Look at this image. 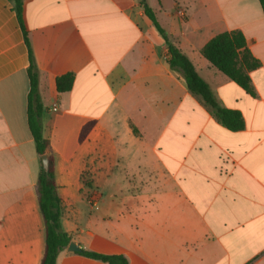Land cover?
Segmentation results:
<instances>
[{
	"label": "crops",
	"instance_id": "obj_1",
	"mask_svg": "<svg viewBox=\"0 0 264 264\" xmlns=\"http://www.w3.org/2000/svg\"><path fill=\"white\" fill-rule=\"evenodd\" d=\"M147 1L219 104L240 111L245 126L227 129L188 91L139 0H24L62 229L79 250L127 264H264L261 1ZM233 30L261 63L249 73L253 94L201 54L210 39ZM29 66L13 3L0 0V264H40L45 250ZM66 73L75 81L60 93L56 79ZM90 121L96 124L80 142ZM57 264L109 263L68 246Z\"/></svg>",
	"mask_w": 264,
	"mask_h": 264
},
{
	"label": "trees",
	"instance_id": "obj_2",
	"mask_svg": "<svg viewBox=\"0 0 264 264\" xmlns=\"http://www.w3.org/2000/svg\"><path fill=\"white\" fill-rule=\"evenodd\" d=\"M11 1L24 31L25 42L30 52V66L28 68L30 91L28 95L27 118L36 151L41 158V170L38 176L37 193L45 227V250L40 264H57L59 254L69 246L72 238L61 226L62 198L58 192V185L55 178V161L53 155L50 153V141L45 138L43 134V104L38 88L39 71L35 64L24 26V0ZM260 1L264 8V0ZM139 3L143 8L145 16L152 22L158 38L168 46L170 54L168 62L170 69L174 72H180L183 75L185 86L188 91L200 97L205 104L211 108L221 124L231 131L242 130L245 126V122L241 112L224 108L219 104L209 84L198 73L190 58L178 46L170 41L167 32L161 26L155 11L149 5L148 1L139 0ZM201 54L213 67L239 85L247 93H254L249 73L257 69L261 63L253 56L247 46V40L243 32L240 30H233L217 34L204 45ZM74 81L75 76L73 73H66L57 77V91L60 93L70 91ZM95 124V121H90L83 125L79 134L80 142L87 139ZM45 154H47L49 158V169L47 171L42 167V156ZM84 176L85 174H82L84 185L90 186V182ZM79 253L83 256L101 260L109 264H127L123 256L104 255L83 249H80Z\"/></svg>",
	"mask_w": 264,
	"mask_h": 264
},
{
	"label": "water",
	"instance_id": "obj_3",
	"mask_svg": "<svg viewBox=\"0 0 264 264\" xmlns=\"http://www.w3.org/2000/svg\"><path fill=\"white\" fill-rule=\"evenodd\" d=\"M42 167L45 171H47L49 169V158H48L47 154L42 156ZM69 250L79 251V246L75 242H71L69 244Z\"/></svg>",
	"mask_w": 264,
	"mask_h": 264
},
{
	"label": "rangeland",
	"instance_id": "obj_4",
	"mask_svg": "<svg viewBox=\"0 0 264 264\" xmlns=\"http://www.w3.org/2000/svg\"><path fill=\"white\" fill-rule=\"evenodd\" d=\"M180 17H182L183 19L185 18V13L184 12H181L180 14ZM132 129H133V132L135 133V134H138V131H137V129L134 127V126H132ZM83 174H85V178H87V180L90 182V185H91V181H90V175H91V173L89 172V171H85V172H83Z\"/></svg>",
	"mask_w": 264,
	"mask_h": 264
},
{
	"label": "built area",
	"instance_id": "obj_5",
	"mask_svg": "<svg viewBox=\"0 0 264 264\" xmlns=\"http://www.w3.org/2000/svg\"><path fill=\"white\" fill-rule=\"evenodd\" d=\"M53 110H54V111H56V110H57V106H56V105L53 107Z\"/></svg>",
	"mask_w": 264,
	"mask_h": 264
}]
</instances>
